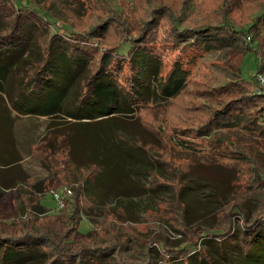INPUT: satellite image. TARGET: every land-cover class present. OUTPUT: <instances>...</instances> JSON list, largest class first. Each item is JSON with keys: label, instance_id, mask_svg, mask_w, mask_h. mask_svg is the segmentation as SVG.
<instances>
[{"label": "rangeland", "instance_id": "rangeland-1", "mask_svg": "<svg viewBox=\"0 0 264 264\" xmlns=\"http://www.w3.org/2000/svg\"><path fill=\"white\" fill-rule=\"evenodd\" d=\"M13 2L16 6L37 9L51 21L50 30L53 33L64 34L66 30L85 33L93 27L104 26L105 29L90 38L92 47L98 51L108 50L118 44L122 35L119 29L121 25L129 24L133 32L148 20V34L163 64L161 75L165 77L174 62H180L187 72L186 85L178 96L168 100L154 98L138 114L142 124L156 136L157 141L141 129L129 128L131 123L105 121L102 141L112 151L110 162L119 159L124 153L129 157L122 156L125 162L120 164L114 162L115 171L112 173L106 171L104 165L106 172L101 175V178H105L104 183L98 178V187L93 184L87 186L91 189L86 187V195L79 200V206L83 208L79 215L80 221L77 227L72 225L76 232L86 236L90 234L86 245L105 252L101 256L104 262L142 264L148 262L150 257L157 261L159 256L164 255L159 242L165 241L168 247L173 248L183 246L186 238L183 234H187L182 226L183 217L188 225H201L207 231L218 232L221 222L227 218L222 212L229 209L232 203H241L247 211L245 220L252 221V213L256 212L263 199V185L254 180L250 165L229 154L226 148L228 141L242 145L253 141V138L238 127H225L230 122L227 117L215 122L213 112L219 110L226 101L248 95L252 90L241 79L249 82L256 75L260 60L264 62V0H113L111 4L106 0ZM114 3L121 10L120 16L116 17L119 23H114L116 19L110 10V5ZM205 25H212L218 31L224 26L229 31L221 30L226 32L220 33L226 37L223 40L212 43L208 40L206 46L191 45L193 30ZM254 25L251 33L254 41L249 40V43L232 33L236 28L247 30ZM172 26H176L182 34L173 36L178 31L174 32ZM249 46H257L260 60L252 51L246 52ZM123 70L125 73V67ZM6 81L7 89L14 88L9 77ZM57 121L66 127L74 124ZM214 124H217L216 129L209 132ZM104 125L82 130L79 138L81 149L77 148L73 153L77 165H81L78 162L80 159H86L84 149L99 141ZM46 127L44 118L18 116L14 129L19 150L2 147L5 158L12 153L15 160L9 165L0 163V172L6 175L8 184L18 182L9 189L0 188V235L22 234L24 229H31L23 228L25 224L41 232L59 231L62 226V231H66L70 227L66 216L73 208L72 195L66 198L69 208L60 213L62 206L50 191L60 185L75 187L81 184L91 176L94 168L77 169L68 165L66 173L58 174L60 182L49 184L46 179L62 169L66 157L63 151L56 157L48 158L53 168L51 172L43 166L42 150L44 156L52 154V150H49L51 139L45 136ZM138 142H152L148 146L152 148L155 158L166 165L165 174L161 168L148 166L146 155L134 146ZM211 144L222 148L214 149ZM188 146L193 149H186ZM256 147L263 151L260 146ZM99 149L93 148V151L99 154ZM260 158V169L264 174V152H260ZM197 162L222 163L231 172L218 167L199 166L189 177L188 189L184 194L186 210L185 207L183 210L178 199V192L183 186L180 177L190 165ZM150 171H156L159 176H150ZM8 178H13V182ZM229 183L232 184L231 188L228 187ZM229 192H232L231 195ZM232 221L234 239L238 240L242 221L239 216H235ZM194 239L201 253L213 264H228L229 260L237 259L234 257L239 252L237 247L229 249L226 255L216 249L214 238L211 245L204 244L198 236ZM241 247L243 249L244 245ZM46 249L56 254L52 246L48 245ZM194 258L186 261L188 264H197ZM181 259L169 258L172 264H183ZM250 259H246L245 264H264V244L256 246ZM28 264L38 263L30 261Z\"/></svg>", "mask_w": 264, "mask_h": 264}, {"label": "trees", "instance_id": "trees-1", "mask_svg": "<svg viewBox=\"0 0 264 264\" xmlns=\"http://www.w3.org/2000/svg\"><path fill=\"white\" fill-rule=\"evenodd\" d=\"M13 1L0 0V18L3 19L0 24V163L9 165L15 160L12 153L6 158L3 157L2 147L18 148L14 129L16 117H41L47 121L45 136L50 137L49 150H52L50 151L52 154L44 156L40 148L44 157L41 159L43 166L51 172L53 168L48 158L56 157L63 151L66 157L61 165L62 169L50 174L46 179V181L49 180V184L59 183L58 174L66 173L68 165L77 169H94L91 176L81 184L75 187L68 186L72 191L74 202L69 216H66L70 227L66 231H62V226L59 231L41 232L25 224L24 227L22 225L23 228L30 227L31 229H24L22 234H1L0 264H28L30 261H36L38 264H109L101 259L105 252H99L100 250L86 245L90 234L86 236L79 231L76 232V228L72 227V225L77 227L80 221L79 215L83 208L79 206V200L86 195V187L91 184L98 187L100 185L98 178L104 183L105 178H101L102 172H114L117 162V164L125 162L121 157H129L124 153L119 159L110 162L112 151L102 141L105 134V121L131 123L129 128L141 129L157 141L156 136L142 124L138 114L146 103L152 102L154 98L168 100L178 96L186 85L187 72L180 62H174L170 72L165 77L161 75L163 64L148 34L146 27L148 20L133 32L130 31L129 24L128 26L121 25L119 29L122 35L118 44L108 50L98 51L92 47L90 38L96 32L105 29L104 26L93 27L85 33L70 30L64 31V34L53 33L50 30L51 21L40 14L37 9L30 6H16ZM106 1L110 4L113 2V0ZM110 10L116 19L114 23H119L117 18L121 10L118 5L115 3L110 5ZM172 27L176 32V26ZM254 28L255 25L247 30L236 28L231 32L249 43V40L254 41V38L251 39ZM221 30L229 31L224 26ZM221 30L218 31L212 25L199 27L190 35L191 45L206 46L208 40L210 43L223 40L226 37L224 38L220 33L226 34V32ZM180 34L182 33L178 31L173 36L178 37ZM122 47L123 49L119 52ZM256 47L249 46L246 52L252 51L260 60ZM96 56L97 59H95ZM124 67L125 73L123 72ZM258 74H264V62L261 60L256 75L249 82L241 79L243 84L252 88L251 92L248 95L226 101L219 107V110L213 112V119L216 122L218 119L224 120L227 117L230 122L225 127H238L253 138V141H247L242 145L228 141L226 149L229 154L250 165L254 172V180L263 185L262 190H264L262 181L264 174L260 169L262 163L260 152H264V95L259 93ZM8 77L13 81L14 88H6ZM57 120L74 124L66 127ZM99 124L104 125L99 141L84 149L86 159H80L78 162L81 165H77L73 160V153L77 148L81 149L79 138L82 130ZM216 127L217 124L211 126L209 132ZM209 132L207 137H209ZM149 143L152 142H138L134 146L146 155L148 166L161 168L165 174L166 165L155 158L152 148L148 146ZM256 146H260L259 148L263 151ZM97 147L100 148L99 154L93 151V148ZM188 147L185 148L193 149ZM211 147L222 148L220 145ZM83 163L88 165L82 166ZM216 163L197 162L190 165L182 175L180 174L183 186L178 192V199L183 205V210L184 207L186 210L184 194L188 189L189 177L195 170L197 171L199 166L218 167L231 172L224 168L222 163ZM104 165H106V171L103 169ZM149 174L152 177L159 176L156 171H150ZM5 176L3 172H0V188L9 189L13 187L12 184H17L18 180L15 183L12 181L13 178H8L11 183L13 182L8 184ZM231 185L229 183L228 187L231 188ZM62 187L64 186H57L53 188V191H59ZM231 193L229 192V195ZM63 200L60 213L69 208V200L65 198ZM246 213L241 203H232L229 209L222 212L227 215V218L221 222L220 228L217 229L218 232L207 231L201 225H188L183 217L182 226L187 231V234L182 233L186 237L183 246L181 248L168 247L165 241H161L159 243L164 255L159 256L157 261L150 257L148 262L142 264H172L169 258H182L183 264H188L191 257H195L197 264H213L205 254L201 253L202 250L198 249V244L194 239L196 236L203 239L206 245H211L212 238H214L216 249L218 248L219 252H225L226 255L229 249L237 247L239 252L237 256H234L237 259L229 260L228 264H235L236 261L237 264H245L246 259L251 260L250 255L255 251L256 246L264 244V194L256 212L252 213V221L245 220ZM235 216H239L242 221V232L238 240L234 239L235 229L232 219ZM48 245L52 246L56 254L46 249ZM162 258H167V260Z\"/></svg>", "mask_w": 264, "mask_h": 264}, {"label": "built area", "instance_id": "built-area-1", "mask_svg": "<svg viewBox=\"0 0 264 264\" xmlns=\"http://www.w3.org/2000/svg\"><path fill=\"white\" fill-rule=\"evenodd\" d=\"M249 40V38H247ZM257 83L259 86V93L264 95V74L257 75ZM54 198L63 206V199L69 198L72 195V191L68 187H63L59 191H50Z\"/></svg>", "mask_w": 264, "mask_h": 264}, {"label": "crops", "instance_id": "crops-1", "mask_svg": "<svg viewBox=\"0 0 264 264\" xmlns=\"http://www.w3.org/2000/svg\"><path fill=\"white\" fill-rule=\"evenodd\" d=\"M28 118H33V117H28ZM15 138H16V136H15ZM16 142H17V138H16ZM17 145H18V143H17ZM17 149L19 150V146H18ZM3 157L5 158V155H4ZM21 160H22V159H20L19 161L21 162Z\"/></svg>", "mask_w": 264, "mask_h": 264}]
</instances>
